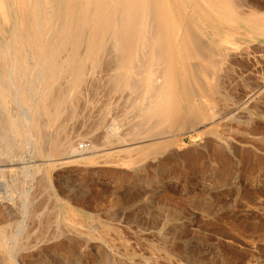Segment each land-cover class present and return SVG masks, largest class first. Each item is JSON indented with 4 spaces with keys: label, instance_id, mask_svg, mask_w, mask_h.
Returning <instances> with one entry per match:
<instances>
[{
    "label": "rangeland",
    "instance_id": "374dc122",
    "mask_svg": "<svg viewBox=\"0 0 264 264\" xmlns=\"http://www.w3.org/2000/svg\"><path fill=\"white\" fill-rule=\"evenodd\" d=\"M191 3L168 0L173 41L208 54L193 98L217 116L209 129L185 112L165 138L147 137L163 128L139 76L153 45L128 77L110 42L95 63L69 45L57 60L28 47L13 58L29 15L0 14V264H264V28L243 20L264 0H237L225 22ZM176 59L189 78L194 57Z\"/></svg>",
    "mask_w": 264,
    "mask_h": 264
},
{
    "label": "bare ground",
    "instance_id": "6f19581e",
    "mask_svg": "<svg viewBox=\"0 0 264 264\" xmlns=\"http://www.w3.org/2000/svg\"><path fill=\"white\" fill-rule=\"evenodd\" d=\"M13 4H18L19 7L29 15L30 19V24L27 27L29 38L27 40H24L21 36H18L17 48L11 49L13 58L16 57L17 53H20L23 48L28 47L33 52V58H36V60H38V58L41 60L44 55L48 56L49 59H54L59 53V51L58 53L56 51L57 48H60L64 45H69L73 49V51L76 50V52L78 49L80 51L83 47L84 52L81 50L83 52V56H80L81 54H79L80 58L82 59V63L89 60H92L95 63L97 60V56L99 54H102V52H104L105 50H108L106 48L110 42L112 50H115L114 52H116L122 59L120 71L122 70L125 76L128 77L132 71L131 64L133 60L137 57V55L141 53L140 51L143 50L141 49V46L147 45L148 47V44H151L154 46L153 48L147 49L145 47V53L144 51H142V54L144 53L146 56H144V59L146 60L141 63V67L143 66L144 69L140 70L139 76H141V78L143 79L142 84L144 86V90L146 92L152 90L154 93H152L153 95L152 100L150 101V109L152 110V115L159 119L160 128H163V130L155 134H150L147 137L165 138V136H169L170 133L176 132L178 128H180L179 126L182 121L181 115L185 112L190 113L191 116H193L194 120H197L201 123L207 122L206 124L209 125V129H212L214 127L213 120L217 116L216 112V114L213 113L212 108L214 107L212 105V108H208L207 105L203 107L201 105L202 103L200 104L198 101L196 102L193 98V83L195 82V74H197L199 81L205 82L206 80V74L204 70H202L203 68L200 69L201 64L198 65V63L196 62L198 59L202 60L203 58L204 60L205 58H208V54L202 51L198 53L192 52L190 54V52L185 47H183L182 45L179 46L178 54L181 59H192V57H194L195 61L190 66V71H185L186 74H188L189 71L190 77H185L184 79V76H182L181 72H179V69L176 65V57L178 54L173 41L174 37L177 34L176 31L179 32L180 26L178 25L179 22L177 20H173L171 17L168 0H0V14L3 15L5 19L9 18L10 13L13 11ZM191 4L194 14L197 15V13L201 14L203 12L206 17H209L212 12L216 16H219V19H221L220 17H222L223 19H229L228 15L231 12H236V9L240 8V6L238 8L237 0H193V3ZM182 10L183 6L180 8V12ZM232 14L235 15V13ZM243 16V20H245L246 23L254 25L259 29L264 28V15L262 13L256 10H252L244 14ZM226 19H224V22ZM231 22L233 23L234 21H232L231 19ZM229 25H231V23ZM232 25H235V23ZM16 27H19L20 29V26L16 25ZM19 29L17 28V30ZM14 36L16 37V35ZM194 41L198 42L196 39H194ZM227 41H225V43H227ZM69 46H67V48H69ZM201 49L204 50V48ZM1 54L5 56L0 49V56ZM73 57L75 58V55H73ZM57 58L55 60H57ZM69 58L71 59V57ZM76 58L78 57L76 56ZM141 59L143 60V58ZM73 61L75 60L72 59V63ZM77 63L79 62L77 61ZM80 65L81 64L77 66ZM100 65L101 63L99 62L98 67ZM80 67H77V69H80ZM201 67L203 66L201 65ZM217 67L218 66H216V68ZM47 68L54 69V67L51 68L48 66ZM198 69L199 72H197ZM53 71H55V69ZM75 71L77 72L76 69ZM120 73L121 75L123 74L122 72ZM191 74L193 77L191 76ZM51 75L52 74H50V76ZM51 78L52 77H50V79ZM182 79L184 80L183 82L185 84L189 83L190 85L188 87V85L184 84V90H181L179 87L180 81ZM73 80L71 81L72 83ZM74 82L75 83H73L72 85L71 83L69 84L71 88L68 90V94L70 95L74 93L77 87L76 83L78 81L74 80ZM131 85L132 84L130 82H126V87L130 88L129 86ZM49 87L51 86H49V84H46L45 90L47 91ZM1 91L2 90L0 88V92ZM49 104L50 103L47 104L48 107ZM51 104L53 105L55 104V102ZM196 124L197 123H195V125ZM202 125L203 124H201L200 126ZM192 126L195 127L194 124ZM192 129L193 128H191V130ZM142 140L143 138L140 139V141ZM121 142H123L124 145H131L136 143L137 141H135V139H129L122 140ZM162 142L163 141H160L158 143L159 147H161L160 145ZM87 150H92V153H96L99 151V149H97V147L95 148V146H91ZM216 151L218 150H215L213 152ZM69 152L70 155L68 157H65V159H74L77 153H74L75 151L73 148ZM220 153H222V151ZM220 153L217 152V155L220 156ZM217 155L215 156L216 158H218ZM244 158L246 161V156ZM217 161L219 160L217 159Z\"/></svg>",
    "mask_w": 264,
    "mask_h": 264
}]
</instances>
